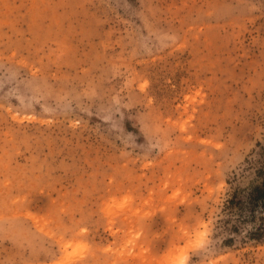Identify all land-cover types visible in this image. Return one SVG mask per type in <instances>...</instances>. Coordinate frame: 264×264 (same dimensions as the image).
Instances as JSON below:
<instances>
[{"label": "rangeland", "instance_id": "obj_1", "mask_svg": "<svg viewBox=\"0 0 264 264\" xmlns=\"http://www.w3.org/2000/svg\"><path fill=\"white\" fill-rule=\"evenodd\" d=\"M264 0H0V264H264Z\"/></svg>", "mask_w": 264, "mask_h": 264}, {"label": "trees", "instance_id": "obj_2", "mask_svg": "<svg viewBox=\"0 0 264 264\" xmlns=\"http://www.w3.org/2000/svg\"><path fill=\"white\" fill-rule=\"evenodd\" d=\"M250 200L254 203H260L261 207L264 208V181L252 188Z\"/></svg>", "mask_w": 264, "mask_h": 264}]
</instances>
